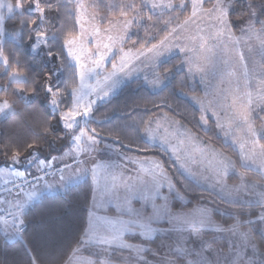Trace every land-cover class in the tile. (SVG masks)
Wrapping results in <instances>:
<instances>
[{
	"label": "snow or ice",
	"instance_id": "1",
	"mask_svg": "<svg viewBox=\"0 0 264 264\" xmlns=\"http://www.w3.org/2000/svg\"><path fill=\"white\" fill-rule=\"evenodd\" d=\"M203 4L204 0H191V16L195 17L204 12L218 21L219 27L214 32L218 45L227 48L225 40L239 43L240 38L235 34L228 9L225 10L222 5L217 6L213 15V9L205 8ZM248 4L251 15L256 17L257 8L252 6V0H248ZM29 5L30 10L36 14V19L27 21L29 27L34 30L35 43L32 47L36 49L48 44V33L37 28V25L40 20L46 18L52 5L43 3V0H29ZM17 6L23 12L22 0ZM155 6L153 4V7ZM183 6L184 4L181 5ZM84 8L85 5L77 0L71 10L75 23L80 24L81 34L75 36L71 31H66L63 37L68 56L75 65L72 81L65 89L54 88L50 83L51 74L45 73V90L49 93V103L59 110L64 127L72 133L73 143L62 155L54 156L48 161L39 160L38 175H30L12 166L0 167V223L3 224L4 240L14 242L12 247L22 245L30 254V264H171L173 260L176 264H264V191L260 193L259 211H249L246 215L229 214L228 210H219L203 200L194 201L182 191L176 178L170 175L164 159L165 154L173 156V162L178 163V168L184 176L192 180L201 179L187 167L189 161L192 164L196 162L193 154L181 147L187 141L180 140L174 144V133L159 138L161 148L158 157L141 159L126 152L117 162L102 160L96 155L100 151L102 138L122 140L117 132L108 131L105 136L96 128L87 126L72 131L76 127L77 118L91 117L94 105L109 97L122 83L117 73L131 76L135 72V68L129 66L133 59L131 50L126 52L121 49L120 63L113 61L111 69L106 71L103 63L106 52L93 57L91 48L84 40ZM119 15L127 17L129 13L122 10ZM148 18L152 19L151 16ZM130 23V20L125 19L124 30H127ZM246 28L247 33H250L249 38L255 37L264 44V20L259 23L249 20ZM175 31L173 29L166 34L159 43H152L150 46L142 43L137 50L136 59L139 60L140 56L147 53L152 61H156L164 53L176 49L191 63V57H188L190 47L187 44L170 43ZM93 33L99 37L100 29H94ZM31 37L32 35L28 36L29 39ZM175 38L177 41L181 39L178 36ZM112 39V36H108L109 41ZM118 39L124 40L125 35H119ZM183 39L193 42L192 51L198 48L201 55L209 51L207 37ZM111 47V43L104 44L106 51ZM48 55L59 56V53L49 51ZM239 55L243 58L242 52ZM0 64L10 68L9 76L19 77L27 74L16 66L2 47ZM98 68H103L104 74L97 76L95 83H90L89 75L95 74ZM169 71L170 69L165 70L164 78ZM150 83L158 85L161 80L157 77ZM15 87L18 92H36L34 87H25L22 83H16ZM69 94L71 103L65 106L63 98ZM192 99L201 107L204 106L202 98L193 96ZM12 107L8 99H0V113ZM247 119L245 114V120ZM152 123V118L147 122L143 119L140 127L155 141L157 138L151 127ZM41 131L47 134L51 129L42 125ZM248 131L253 139L240 143L239 148L246 159L258 158L261 168L264 169V143L260 141L259 132L252 124L248 125ZM106 141L103 140V143L106 144ZM38 146V140L32 139L23 148L13 147L8 159L19 163L26 152ZM110 146L120 151L119 144ZM197 151L203 155V150L197 148ZM32 155L35 156V153L32 152ZM57 160L63 161L59 167L55 166ZM229 173L225 171L223 176L217 175L216 182L223 186ZM57 174L59 180L55 184L48 181L47 177ZM28 175L31 179L27 178ZM240 175L243 177L244 173ZM84 178H90L91 194L87 215L78 236L60 258L40 260L33 252L26 231L28 218L24 214L25 207L38 198L40 192L37 187L41 183L49 192L55 193ZM239 187L237 186V190ZM233 194L232 191L228 192L229 196ZM174 201H179V206H175ZM61 215L60 210L50 215L45 210L35 219L45 231H49L50 222L58 221ZM257 222L260 235H257ZM159 246H166L167 249L162 259H157L161 257Z\"/></svg>",
	"mask_w": 264,
	"mask_h": 264
},
{
	"label": "trees",
	"instance_id": "2",
	"mask_svg": "<svg viewBox=\"0 0 264 264\" xmlns=\"http://www.w3.org/2000/svg\"><path fill=\"white\" fill-rule=\"evenodd\" d=\"M10 1L16 6L21 2V0ZM22 2L23 12L19 9L5 20V30L11 37L6 38L0 44V47L16 66L27 73L22 76L23 78L13 80L12 76H9L10 68L0 64V99L6 98L13 105V112L0 119V166L15 164L8 159L12 148H23L32 139L38 140V148L26 152L19 162L24 163V160L33 156L32 152L43 160H50L55 155L64 152L70 146L71 140V133L64 127L59 110L49 103V93L45 90V73L51 74L50 83L54 88L65 89L72 81L75 66L71 64L65 52L63 37L66 31H71L75 36L79 35L78 23H75L71 11L77 0H43V3L51 4L52 7L48 10L46 18L38 22L37 28L48 33V44L41 45L36 49L32 47L35 43L34 30L27 23L31 19H36V14L30 10L29 0H22ZM84 2L103 28L108 26L112 20L137 17L138 14L144 18L151 16L144 10L143 0H84ZM246 2L248 0L235 2L237 7L234 14L235 19L242 17L241 11ZM252 2H264V0H252ZM133 5L136 7L134 8ZM122 10L128 12L129 15L127 17L120 16L119 13ZM151 17V21L154 22L153 28L142 34H135L128 43L136 40L138 47H141L142 43L147 46L156 43L163 37L167 32L160 28L163 20L159 19V16ZM30 35L32 37L29 39ZM148 39L149 41H147ZM49 51L58 52L59 56H49ZM17 55L19 59H17ZM173 63L176 64V59L164 63L161 70L173 68ZM16 83H22L25 87H34L36 92L33 94L18 92L15 87ZM181 87L183 84L178 76H174L159 92L150 91L140 81H131L125 84L111 99L99 104L93 110L92 117L101 122H91V128H96L105 136L108 131L117 132L122 140L116 144L126 151L141 156L158 157L160 147L151 145L144 140L140 122L143 119L147 122L149 118L167 114L207 143L232 157L236 167L246 175L259 180L260 177L256 173L241 166L237 151L230 144L224 143L218 136V131L212 120H209L207 129L201 126L199 110L179 94V91L183 89ZM63 103L65 106L71 103L70 94L63 98ZM42 125H47L51 131L47 134L43 133ZM78 130L79 128L73 132ZM123 140L128 145H125ZM110 141L113 142V140ZM261 142L264 143V139ZM164 159L170 175L176 178L182 191L191 196L194 201L207 198L219 208L239 215L260 210L259 204L231 202L218 197L184 176L169 155L165 154ZM90 194V179H86L70 186L61 194L45 195L27 209L25 212V216L28 218L26 231L31 240L33 252L40 260L45 261L52 257L60 258L65 249L78 236L87 215ZM174 205L179 206V201H174ZM45 210L49 215L56 210L62 212L58 221L50 222L51 229L49 231H45L41 227V223L35 219ZM257 235H260L259 222H257ZM13 243L4 240V236L0 233V264H30L31 257L28 251L22 245L12 247Z\"/></svg>",
	"mask_w": 264,
	"mask_h": 264
},
{
	"label": "rangeland",
	"instance_id": "3",
	"mask_svg": "<svg viewBox=\"0 0 264 264\" xmlns=\"http://www.w3.org/2000/svg\"><path fill=\"white\" fill-rule=\"evenodd\" d=\"M236 1L237 0H204L203 4V7L213 9V15L217 6L222 5L225 10L228 9L229 18L235 29V34L240 38V41L239 43H233L225 40L227 44V48H225L223 45H218L215 39L214 32L215 29L219 27L218 21L204 12H200L195 17L191 16V0H143L144 10L151 16H159V19L163 20V24L160 28L167 31L163 37L175 29L174 35L181 37V39L177 41L175 36H173L170 38V43L187 44L190 47L188 50V57H191V63H189L186 56L176 49L164 53V55L156 61H152L147 53H145L144 56H140L139 60H137V50L140 49V47L137 46L136 40L131 43L128 42L135 34H142L153 28L154 22H152L151 19H147L149 16L144 18L138 16V14L137 17L112 20L108 26L103 28L100 26L97 17L88 9L84 0H79L80 3L85 5L82 20L84 40L87 46L91 48L93 57L95 58L101 53L106 52L103 61L106 71L111 69L113 61H116L117 64L120 63L119 56L122 54L121 49L126 52L131 50L133 59L129 66L135 68V72L131 76H124L123 73H117V76L122 79V83L109 97L98 101L96 105H94L93 110L99 104L111 99L125 84L131 81H140L141 84L146 86L150 91L159 92L174 76H178V78L181 79V84H183V87H181L183 89L179 91V94L199 110V121L201 126L207 129L209 120H212L218 131V136L222 138L224 143L230 144L232 148L237 151L241 166L256 173L260 177L259 180H255L251 178L252 176L246 175V173L236 167L232 157L207 143L197 134L167 114H160L152 118L153 123L151 127L157 139L154 141L151 137H148L142 132L144 140L151 145L161 148L159 138L174 133L175 138L172 142L176 144L180 140H186L187 142L181 147L188 153L193 154L195 158L196 162L194 164L189 161L187 165V167L191 168L194 173L201 177L199 180H193L195 183L218 197L227 199L231 202L260 205V193L264 191V169L261 168L258 158L256 160L246 159L242 155L239 144L246 143L247 140L253 139L248 131L249 124H252L255 130L259 132L260 141L264 139V44H261L255 37L249 38L250 33H247L246 28V24L249 20H256L257 23H259L260 20H264V5L260 4L264 2H252V6L257 8L256 17L251 15L249 4L246 2L241 11L242 17L235 19L234 14L237 11L235 5ZM153 4L156 6L153 7ZM170 4L172 5L171 8L169 7ZM182 4H184L183 7H181ZM19 9L20 8L14 5L10 0H0V44L3 43L6 38L11 37L5 30V20ZM125 19L131 21L127 30H124ZM78 27L80 35L81 27L79 23ZM96 28L100 29L99 37L93 33ZM123 34L125 35V39L121 41L118 39V36ZM108 36H112V41L108 40ZM200 36L207 37L209 41V51L204 52L203 55L200 54L198 48L196 51L191 50L192 41L183 39V37L199 38ZM162 38L156 43H159ZM147 41H149V39ZM108 43H111L112 47L106 51L104 44ZM150 45L151 44L147 46ZM65 52L68 56L66 48ZM241 52L243 53V58L239 55ZM68 58L71 64L74 65L72 59L69 56ZM174 59H176V64L173 63V68H169L170 71L164 78L165 70L162 71L161 66ZM103 74L104 69L98 68L95 74L89 75V82L95 83L96 77L102 76ZM157 77L160 78L161 83L158 85L151 84L150 81L155 80ZM20 78L23 77L12 76L13 80ZM193 96L202 98L204 106L201 107L197 101H194L192 99ZM12 112L13 107L10 110L0 113V119ZM245 114L248 116L247 120H245ZM201 117H203V119H201ZM84 123V117L77 118L76 127L72 131L84 126ZM103 140L107 139H102L100 151L96 154L99 159L119 162L118 160H120L121 155L129 152L121 147L120 151H117L110 146L115 143L107 140L105 144ZM72 143L71 133L70 146ZM197 148L203 150V155L197 151ZM63 153L64 152L55 156L58 157ZM128 154L139 156L141 159L145 157H154L141 156L133 152H129ZM169 157L172 161L174 160L173 156L169 155ZM174 164L179 170L178 163ZM148 166L149 165H145V167ZM225 171L230 173L224 185L221 186L216 182V177L217 175L223 176ZM240 173H244V176L241 177ZM204 177L208 179L205 180L203 179ZM86 179L90 178H84L69 185L78 184ZM58 180L59 177L48 181L55 184ZM229 186H231V188H229ZM237 186H240L238 190ZM229 191H232L234 194L229 196ZM201 200L211 204L219 210H224L214 205L213 201L210 199L202 198ZM228 212L229 214H235L234 212ZM158 251L161 253V257L157 259H162L167 251L166 246H159ZM171 264H176V261L173 260Z\"/></svg>",
	"mask_w": 264,
	"mask_h": 264
},
{
	"label": "crops",
	"instance_id": "4",
	"mask_svg": "<svg viewBox=\"0 0 264 264\" xmlns=\"http://www.w3.org/2000/svg\"><path fill=\"white\" fill-rule=\"evenodd\" d=\"M80 128V127H79ZM114 143V142H113ZM116 144V143H115ZM136 155V154H135ZM52 159V158H51ZM39 160H43L37 156H31L30 158H28L27 160H24V163L21 161L19 163H15V164H8V165H1L0 167H15L19 170L25 171L26 173L30 174V175H38L39 173L37 172V163ZM48 161V160H45ZM21 163V164H20ZM63 163V161H59L57 160L55 162V166L59 167L60 164ZM28 175V177L30 176ZM59 176H54V177H48L47 179H55ZM40 186V185H39ZM38 186V187H39ZM70 186L72 185H67L65 188L61 189L58 192L52 193L49 192L43 185V183H41V186L39 188H37V191L40 192V195L38 196V198L36 200H34L33 202H31L29 205H27L24 209V214L27 211V209H29L33 204H35L36 202L40 201L45 195L48 196H53V195H57V194H61L63 192H65ZM104 214V213H101ZM111 214V213H109ZM0 233L5 236L4 230H3V224L0 223Z\"/></svg>",
	"mask_w": 264,
	"mask_h": 264
},
{
	"label": "water",
	"instance_id": "5",
	"mask_svg": "<svg viewBox=\"0 0 264 264\" xmlns=\"http://www.w3.org/2000/svg\"><path fill=\"white\" fill-rule=\"evenodd\" d=\"M84 120H85L84 125L87 126L88 128H91V125H90L91 122H97V123L101 122V121L94 119L92 116L91 117H84ZM107 139L113 140L112 138H107ZM113 142L118 143L119 141L113 140Z\"/></svg>",
	"mask_w": 264,
	"mask_h": 264
},
{
	"label": "built area",
	"instance_id": "6",
	"mask_svg": "<svg viewBox=\"0 0 264 264\" xmlns=\"http://www.w3.org/2000/svg\"><path fill=\"white\" fill-rule=\"evenodd\" d=\"M56 176H59V174H57ZM49 177H54V176H49ZM28 179H31V176L27 177ZM48 178V177H47ZM20 181H17V183H19ZM8 218V217H6Z\"/></svg>",
	"mask_w": 264,
	"mask_h": 264
}]
</instances>
